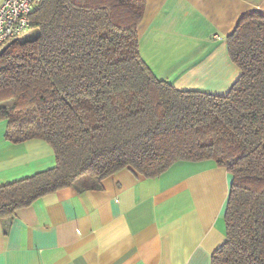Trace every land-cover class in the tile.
<instances>
[{"label":"trees","instance_id":"1","mask_svg":"<svg viewBox=\"0 0 264 264\" xmlns=\"http://www.w3.org/2000/svg\"><path fill=\"white\" fill-rule=\"evenodd\" d=\"M144 0H44L33 37L0 50L5 138L44 140L54 167L0 187V219L80 179L100 188L122 169L157 178L214 161L232 176L226 240L211 264H264V14L227 37L239 76L224 95L180 90L140 53Z\"/></svg>","mask_w":264,"mask_h":264},{"label":"crops","instance_id":"2","mask_svg":"<svg viewBox=\"0 0 264 264\" xmlns=\"http://www.w3.org/2000/svg\"><path fill=\"white\" fill-rule=\"evenodd\" d=\"M4 0H0V6ZM140 53L180 90L224 95L239 76L227 37L264 0H144ZM0 120V187L55 166L41 139L15 144ZM231 174L181 161L157 178L122 169L80 181L0 219V264H211L226 240Z\"/></svg>","mask_w":264,"mask_h":264},{"label":"built area","instance_id":"3","mask_svg":"<svg viewBox=\"0 0 264 264\" xmlns=\"http://www.w3.org/2000/svg\"><path fill=\"white\" fill-rule=\"evenodd\" d=\"M44 0H4L0 6V50L31 29V14Z\"/></svg>","mask_w":264,"mask_h":264},{"label":"rangeland","instance_id":"4","mask_svg":"<svg viewBox=\"0 0 264 264\" xmlns=\"http://www.w3.org/2000/svg\"><path fill=\"white\" fill-rule=\"evenodd\" d=\"M35 33H36V30L35 29H30L27 33H26V35L25 36H23L22 38H28V37H33L34 35H35ZM82 179H80V181H81ZM79 181V182H80ZM78 182V183H79Z\"/></svg>","mask_w":264,"mask_h":264}]
</instances>
